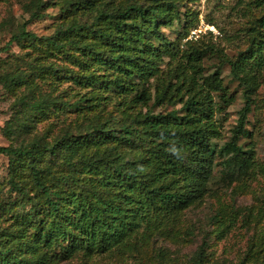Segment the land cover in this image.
Instances as JSON below:
<instances>
[{
  "label": "trees",
  "instance_id": "obj_1",
  "mask_svg": "<svg viewBox=\"0 0 264 264\" xmlns=\"http://www.w3.org/2000/svg\"><path fill=\"white\" fill-rule=\"evenodd\" d=\"M181 2L65 0L77 13L52 35L40 36L26 24L13 32L3 50L13 43L28 48L31 71L5 66L4 87L31 89L32 71L49 87L69 84L62 94L33 87L18 96L19 108L4 127L10 145H0L9 169L2 185L7 180L11 192L5 196L0 188V264H54L74 254L135 256L166 227L186 238L193 229L180 232L173 224L203 196L216 165L222 180L250 173L253 149L245 150L240 140L251 136L248 116L264 79V15L242 29L249 43L236 56L216 49L245 99L230 140L218 148L212 142L220 132L216 114L234 96L220 65L205 75L209 47L187 40L183 49L161 30L181 20ZM48 3H25L29 20L43 18ZM250 6L245 16L264 7V0ZM40 51L44 61L33 54ZM55 52L67 54L73 66L58 67L48 59ZM166 102L181 107L153 111ZM144 104L147 112L138 109ZM67 110L81 123L27 140L34 124ZM206 257L201 245L192 261L204 264Z\"/></svg>",
  "mask_w": 264,
  "mask_h": 264
},
{
  "label": "rangeland",
  "instance_id": "obj_2",
  "mask_svg": "<svg viewBox=\"0 0 264 264\" xmlns=\"http://www.w3.org/2000/svg\"><path fill=\"white\" fill-rule=\"evenodd\" d=\"M28 1L0 0V73L8 65H13V68L20 65L19 70L31 71L30 68H26L25 63L29 59L25 55L28 48L23 50L13 43L7 51L3 50L13 32L22 24H26L28 30L40 36L52 35L57 27L67 23L70 17L77 13L74 6L64 4L65 0H49L44 17L31 21L30 14L24 8ZM254 1L183 0L180 4L181 20H175L173 24L161 27L165 36L179 40L183 49L187 40L200 47H209L210 50L204 61L205 75L214 73L217 67L221 66V77L229 86V93H232L234 99L231 104L225 106L223 112L216 114L220 132L212 142L218 148L230 140L232 130L238 123L240 110L245 105V99L238 89V82L232 80L229 64H219L220 59L216 49L234 57L247 47L249 41L244 38L242 29L249 24V21L264 15V7L259 9L253 7L256 10L251 16L244 15V11L250 8V4L253 5ZM33 54L44 61L42 52ZM48 59H52L58 67L64 64L73 66L69 63L67 54L55 52ZM165 59L167 61L168 57ZM166 61L161 65L163 70L167 69ZM31 79V89L36 87L37 93L55 90V94H62L64 87L69 84L68 81H64L61 86L49 87L46 78L34 76L33 71ZM59 84L57 81L56 85ZM31 89L28 84H24L13 93L0 82V145H10L4 127L19 108L16 104L18 96ZM253 98L254 110L249 114L247 124L251 136H243L240 140L245 150L253 149L254 162L250 173L241 176L230 175L222 180V166L216 165L214 179L209 183L203 196L185 210L181 218L173 224L180 228V232L192 228L194 235L188 234L186 238H176L171 227H166L164 234H159L148 246L144 245L141 253L135 256L96 254L86 258L82 254H74L54 264H195L192 259L201 245L207 252L204 264H264V79ZM152 102L153 100H150L149 104ZM180 107L181 103L166 102L154 107L153 111L166 113ZM138 109L147 112L149 106L139 105ZM81 120L77 119L76 113H70L69 110L58 115L51 114L49 118L45 117L41 122L34 124L33 132L26 135L27 140H32L33 135L47 132L51 128L53 134L64 132L68 125H78ZM8 174V157L0 153V188L5 196L11 192L7 180L6 184L4 182L2 185L3 179H6ZM222 209L226 211L223 212ZM219 211L222 216L220 220H218L219 216L216 217ZM204 241L208 245H204Z\"/></svg>",
  "mask_w": 264,
  "mask_h": 264
},
{
  "label": "clouds",
  "instance_id": "obj_3",
  "mask_svg": "<svg viewBox=\"0 0 264 264\" xmlns=\"http://www.w3.org/2000/svg\"><path fill=\"white\" fill-rule=\"evenodd\" d=\"M176 150L175 149H173V152H175Z\"/></svg>",
  "mask_w": 264,
  "mask_h": 264
}]
</instances>
